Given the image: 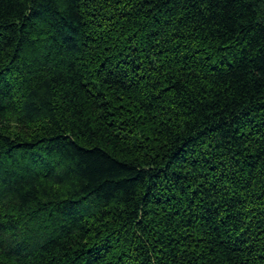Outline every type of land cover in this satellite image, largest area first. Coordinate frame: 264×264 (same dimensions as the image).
Returning <instances> with one entry per match:
<instances>
[{"label": "trees", "instance_id": "obj_1", "mask_svg": "<svg viewBox=\"0 0 264 264\" xmlns=\"http://www.w3.org/2000/svg\"><path fill=\"white\" fill-rule=\"evenodd\" d=\"M0 264H264V1L0 0Z\"/></svg>", "mask_w": 264, "mask_h": 264}, {"label": "built area", "instance_id": "obj_2", "mask_svg": "<svg viewBox=\"0 0 264 264\" xmlns=\"http://www.w3.org/2000/svg\"><path fill=\"white\" fill-rule=\"evenodd\" d=\"M262 1H264V0H262Z\"/></svg>", "mask_w": 264, "mask_h": 264}]
</instances>
